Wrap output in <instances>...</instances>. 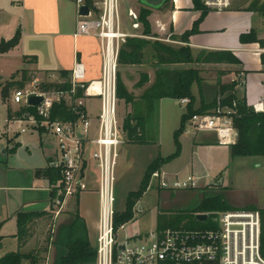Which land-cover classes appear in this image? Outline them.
<instances>
[{
  "label": "crops",
  "instance_id": "obj_1",
  "mask_svg": "<svg viewBox=\"0 0 264 264\" xmlns=\"http://www.w3.org/2000/svg\"><path fill=\"white\" fill-rule=\"evenodd\" d=\"M0 1L5 2L6 6L5 10L0 8V41L10 39L18 29L21 31L19 43L9 51L0 53L4 56L22 59L24 66L17 72L26 69L41 77L47 73L70 71L75 62H80L84 65L87 81L99 78L100 40L92 36L74 35L77 18V7L74 0ZM178 1L179 3L173 2L170 8L164 10L160 7L156 10L151 9L149 16L155 17L160 14L156 17L158 26L157 32L154 33L170 35L171 38L193 27L201 11L193 9L192 5L184 0ZM154 11L159 13H154ZM250 31H253L258 38H264V0H260L257 6H253L248 0H230L229 5L220 11L208 9L199 20L197 31L190 34L187 42L180 41L197 53L200 50L230 51L240 61L238 65L198 63L204 66L210 65L211 75L210 80L201 86L200 84L192 85L193 96L199 98L194 102V107L199 106L198 103L203 99L200 88L206 94L205 100L210 101L214 97L218 83L231 82L236 83V97L243 100L248 107L252 108L254 104L259 106L260 102H264V66L260 60L264 47L257 42L242 43L239 39L241 34ZM31 57H35V60ZM130 65L135 64L122 66ZM144 86L145 84L139 88ZM209 90L211 94L207 96L205 91ZM133 95L139 97L142 93ZM165 99L167 97L155 100L151 110L146 114L144 129L147 141L139 143L141 146L154 149L160 146L155 134L149 132V122L153 116H156V113L158 114L160 107H163ZM121 101L124 102L123 99H118V117ZM139 101L141 100L138 98L137 102ZM86 105L94 121L98 112L97 98L87 99ZM124 105L126 115L131 110V105H126L125 102ZM183 106L185 110L186 105ZM183 112L178 115L179 123ZM6 137L9 148L14 153L12 152L10 158L6 160L0 159V235L2 237L0 256L19 250L24 254H31V257L25 258L21 264H59L61 256L66 253V245L74 233L75 215L82 222L85 236L93 246L92 240L95 243L98 210V170L91 157L92 147L86 145L82 168L77 178V181H80L84 187L71 195L72 198L67 197L63 209L55 216L53 197L59 179L51 182L46 176L35 174L37 169L48 166L58 167L54 141L40 135L37 144L16 139L15 142L20 144L19 147H23L29 155L36 152L35 162L29 164L17 157L19 147L14 150L15 142L12 143L7 134ZM129 143L126 141L121 144L119 150ZM192 146L195 147V153L205 154L211 152L217 144L212 134L201 133L192 136ZM48 149L54 151H50V155H47ZM150 154L147 166L157 156H166L158 149L157 152H150ZM171 162L172 160L162 164L160 169L167 171L165 167ZM177 171L182 172V168L167 172ZM202 177H208V174ZM252 208L264 209V206ZM139 209L141 210L140 207ZM24 212L42 213V215L35 217L29 223L30 236L24 244L19 245L16 236L17 214ZM76 231L78 233L77 229Z\"/></svg>",
  "mask_w": 264,
  "mask_h": 264
},
{
  "label": "built area",
  "instance_id": "obj_2",
  "mask_svg": "<svg viewBox=\"0 0 264 264\" xmlns=\"http://www.w3.org/2000/svg\"><path fill=\"white\" fill-rule=\"evenodd\" d=\"M230 0H204L208 9L222 10ZM77 7L75 36H92L100 40L101 69L98 79L86 80L84 65L75 62L67 77L59 73L32 76L23 86L10 93V103L18 108L32 107L37 116L29 112L12 123H30L33 131L48 137L55 143L60 179L53 197L54 215L57 216L67 199L84 185L77 181L84 160L86 145H90L91 157L98 170L97 223L95 237V264H264L260 253V218L258 209H226L212 216L214 228H166L141 236L127 235L117 239L115 217V167L119 148L124 143L118 117L117 73L121 46L129 37H146L122 28L120 0H74ZM82 5L88 7L86 15L79 14ZM132 27L140 26L138 11L128 8ZM160 39V38H157ZM161 40L170 41V35ZM69 82V88H46L44 83ZM81 90V94H78ZM39 96L38 104H30V96ZM97 98L98 112L93 118L86 101ZM188 98H180L187 105ZM63 103L72 118H51L53 106ZM252 109L264 111V102ZM236 101L223 105L221 101L210 110L193 113L187 120L193 135L210 133L215 142L229 145L237 139L234 118ZM27 128H21L25 132ZM187 132V129H185ZM40 132V133H39ZM181 171L163 169L151 173L160 188H196L202 176L189 174L179 178ZM207 176V175H206Z\"/></svg>",
  "mask_w": 264,
  "mask_h": 264
},
{
  "label": "rangeland",
  "instance_id": "obj_3",
  "mask_svg": "<svg viewBox=\"0 0 264 264\" xmlns=\"http://www.w3.org/2000/svg\"><path fill=\"white\" fill-rule=\"evenodd\" d=\"M204 1V0H203ZM253 6H257L260 0H248ZM179 3L178 0H166L160 9L170 8L172 3ZM193 7L191 0H184ZM141 7H149L142 0H120V20L122 28L125 31L143 33L142 25L135 29L132 27V21L127 15L128 8L137 10ZM0 8L5 10V2L0 1ZM156 10L158 7H151ZM194 9V8H193ZM154 13H159L154 11ZM160 15V14H158ZM149 16L151 31L150 36H146L150 41H159L174 48L184 46L180 42L179 35H173L170 41L161 40L165 36L157 32L156 17ZM160 38V39H157ZM192 58H195L197 52L191 47ZM24 65L21 58H12L0 54V84L5 80L20 77V71L17 72ZM192 67L198 70L200 77V86L204 82L210 80L211 72L210 65L204 66L196 62L189 64H172L162 65L159 64L153 52L146 49L144 57L139 64L130 66H118V86H123L122 90H126L132 94H141L144 89L153 81L155 72L163 68H183ZM203 69H205L203 71ZM30 78L37 76L36 73L30 71L28 73ZM143 79H147L144 87L139 88L137 83H141ZM195 84V83H194ZM135 87V89H134ZM207 96H210L211 91H205ZM202 98L205 100L204 91L200 88ZM226 94L218 93L215 98V104ZM10 99V97H9ZM199 98L194 97V102ZM140 102V101H139ZM193 102V105H194ZM10 103V100H9ZM11 104V103H10ZM200 104V103H198ZM13 109H16L14 104H11ZM125 105L121 101L119 105V121L123 122L125 117ZM185 112L184 106L180 105L179 99L167 98L163 102V107H160L158 114L153 116L149 122V132L155 134L156 140L160 146L156 149L149 148L148 146H141L139 143L130 142L119 150L117 165L115 167V208L123 210L126 205L127 194L130 191L136 190L140 183L141 177L147 166L148 156L150 152H157L160 150L161 154L169 155L175 151V144L173 140V133L178 127L179 113ZM183 112V113H184ZM27 128L25 132H21V128ZM185 129L179 136L180 151L179 154L172 160V162L165 167L167 171L182 168V172L178 175L179 178H184L189 174L204 176L206 173L208 177L200 180L196 188H175L167 189L157 186L151 175L148 179V185L145 192L134 206L133 218L126 222L123 227L117 230V239L123 240L127 235L145 236L146 234L154 231L157 227V216L162 214L166 218L167 224L170 219L173 222L169 224L171 227L179 225V227H188L198 229L200 225L192 220V210H194L204 198H216L223 204L226 209H249L255 206H264V156H231L230 146L217 144L211 152L195 153V147L192 146L193 132L188 126L186 121ZM40 133V132H39ZM11 138V142L15 140H23L27 143L37 144L39 142V135L33 131L30 123H11L6 121V104L3 103L0 97V159L6 160L10 158V154L14 151L10 150L7 143V137ZM124 143L126 139L123 137ZM237 140V139H236ZM47 155H50L48 149ZM17 155V153H16ZM15 157V155L13 154ZM18 157V155H17ZM186 164L184 165V163ZM29 167V166H28ZM72 198V196H70ZM141 208V210L139 209ZM63 209V208H62ZM221 211V210H219ZM218 211H213L215 214ZM196 214H193L195 217ZM196 218V217H195ZM206 222H214L212 216L205 219ZM204 220V221H205ZM215 224V222H214ZM93 246L95 245L92 240Z\"/></svg>",
  "mask_w": 264,
  "mask_h": 264
},
{
  "label": "trees",
  "instance_id": "obj_4",
  "mask_svg": "<svg viewBox=\"0 0 264 264\" xmlns=\"http://www.w3.org/2000/svg\"><path fill=\"white\" fill-rule=\"evenodd\" d=\"M87 4L92 0H84ZM193 8L200 10L201 14L197 21L194 22L193 27L189 31H185L180 36V41L187 42L188 37L193 32L197 31V25L202 16L207 12L208 8L204 5L203 0H191ZM151 13L150 7H141L138 9V20L143 28L142 35L150 36L151 27L148 20V16ZM21 38V31L16 30L15 34L8 40L2 39L0 41V53H5L15 47ZM242 43L257 42L261 47H264V38H258L253 31L249 33H243L239 37ZM146 49H150L156 61L162 65L172 64H189L192 62L203 64H240L239 59L233 55L230 51L224 50H200L195 58H192L190 46L184 45L179 48H174L165 43L159 41H150L146 37H129L126 42L121 46L118 56L119 65L127 64H139L141 63ZM35 60V57H31ZM260 60L262 66H264V52L260 54ZM28 70H20V77L14 78V76L5 80L0 84V97L6 104V118L7 121L14 119H21L24 113L29 112L40 120L41 117L37 116L32 107L13 109L9 103L10 93L21 86H23L30 76ZM62 77H67L69 71H59ZM137 83V86H142L144 81ZM200 77L198 70L192 67L183 68H163L155 72V76L151 84L143 91L139 97L134 96L132 93L122 90L123 86H118L117 76V96L118 99H123L125 104L131 105V110L126 113L123 122L121 123V129L123 137L127 142L143 143L147 141L145 135V121L146 114L151 110L153 102L160 98H188L189 101L186 105L185 112L181 115L180 123L177 129L173 133V140L175 144V151L166 156H157L146 167L144 174L140 180L138 188L130 191L127 194L126 205L123 210L115 208L114 226L118 228L120 225L130 221L134 216V206L137 200L140 199L145 192L148 179L152 172L160 169L161 165L173 160L180 151L179 136L185 131L186 121L193 113L204 112L215 107V98L218 93L226 94L221 99V104L232 105V101H236L237 115L234 118V126L237 129V140L230 146V153L232 156H264V111L255 112L251 107H248L243 100H239L235 95V82L231 83H218L217 88L214 91V97L212 100L207 101L201 99L199 106L194 107V96L192 94V85L195 83L200 84ZM46 88H69V82L64 83H44ZM78 94H81V90H78ZM138 98L141 100L137 102ZM51 118H60L63 120H69L73 116L68 111L63 103L56 104L52 107L50 112ZM20 146L19 143H14V150ZM36 175H44L51 182L60 179V169L58 167L48 166L47 168L37 169ZM255 209V208H249ZM226 210V208L216 198H204L201 203L192 210L190 218L200 225L198 229L214 228V222H206L197 220L193 214L206 213L208 216H215L213 211ZM260 218V253L264 256V209H258ZM42 213H18L17 214V241L19 245H22L29 238V223ZM173 219L169 220L167 224L164 215L159 214L157 216L158 230H164L166 228H178L179 225L170 226ZM185 228H188L187 226ZM76 229L78 233H76ZM73 236L69 239L66 245V253L61 256L59 264H95V249L88 242L83 224L78 220L75 215L73 222ZM2 237L0 235V248L2 246ZM31 257V254H24L19 250L6 253L0 256V264H21L25 259Z\"/></svg>",
  "mask_w": 264,
  "mask_h": 264
},
{
  "label": "water",
  "instance_id": "obj_5",
  "mask_svg": "<svg viewBox=\"0 0 264 264\" xmlns=\"http://www.w3.org/2000/svg\"><path fill=\"white\" fill-rule=\"evenodd\" d=\"M147 6L151 7H161V5L166 1V0H142ZM88 12V7L86 5H82L79 8V14L81 15H86ZM41 101V97L39 96H30L28 99V102L30 104H38ZM17 155L19 158L23 159L25 162L29 164H33L36 160L37 154L36 152L31 153L30 155L26 153L23 147H19L17 149ZM196 219L199 221H204L207 218L206 213H196L195 215Z\"/></svg>",
  "mask_w": 264,
  "mask_h": 264
}]
</instances>
